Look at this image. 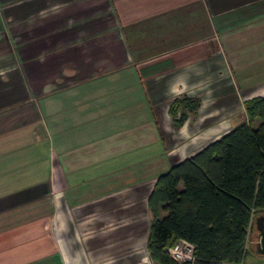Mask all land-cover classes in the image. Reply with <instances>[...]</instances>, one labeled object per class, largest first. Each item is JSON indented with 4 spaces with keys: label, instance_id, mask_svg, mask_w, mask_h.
<instances>
[{
    "label": "crops",
    "instance_id": "1",
    "mask_svg": "<svg viewBox=\"0 0 264 264\" xmlns=\"http://www.w3.org/2000/svg\"><path fill=\"white\" fill-rule=\"evenodd\" d=\"M262 96L264 0H0V264H154L157 177Z\"/></svg>",
    "mask_w": 264,
    "mask_h": 264
},
{
    "label": "trees",
    "instance_id": "2",
    "mask_svg": "<svg viewBox=\"0 0 264 264\" xmlns=\"http://www.w3.org/2000/svg\"><path fill=\"white\" fill-rule=\"evenodd\" d=\"M197 104L174 99L173 125L183 123L181 109ZM244 111L246 121L157 177L147 199L146 248L154 264H177L166 249L178 239L193 245V264H244L253 220L264 215V96L246 101Z\"/></svg>",
    "mask_w": 264,
    "mask_h": 264
},
{
    "label": "built area",
    "instance_id": "3",
    "mask_svg": "<svg viewBox=\"0 0 264 264\" xmlns=\"http://www.w3.org/2000/svg\"><path fill=\"white\" fill-rule=\"evenodd\" d=\"M166 252L171 260L177 264H193L195 256L193 253V245L184 239H178L176 243L167 248ZM222 264H242V263H222Z\"/></svg>",
    "mask_w": 264,
    "mask_h": 264
},
{
    "label": "water",
    "instance_id": "4",
    "mask_svg": "<svg viewBox=\"0 0 264 264\" xmlns=\"http://www.w3.org/2000/svg\"><path fill=\"white\" fill-rule=\"evenodd\" d=\"M254 238L255 242L253 243L251 249L258 255L264 256V215H257L254 220Z\"/></svg>",
    "mask_w": 264,
    "mask_h": 264
},
{
    "label": "rangeland",
    "instance_id": "5",
    "mask_svg": "<svg viewBox=\"0 0 264 264\" xmlns=\"http://www.w3.org/2000/svg\"><path fill=\"white\" fill-rule=\"evenodd\" d=\"M258 123H259V121H255L253 123V126L256 127ZM254 242L255 241H253V243ZM255 257H256L255 254L251 250H249L247 252L245 259H244V264H264V256L260 255L259 260H256Z\"/></svg>",
    "mask_w": 264,
    "mask_h": 264
}]
</instances>
